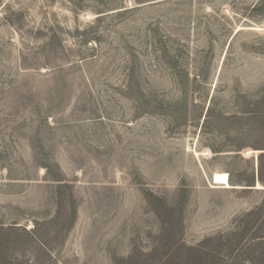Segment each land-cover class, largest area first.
Returning a JSON list of instances; mask_svg holds the SVG:
<instances>
[{"label": "rangeland", "instance_id": "374dc122", "mask_svg": "<svg viewBox=\"0 0 264 264\" xmlns=\"http://www.w3.org/2000/svg\"><path fill=\"white\" fill-rule=\"evenodd\" d=\"M263 152L264 1L0 0V264H264Z\"/></svg>", "mask_w": 264, "mask_h": 264}, {"label": "bare ground", "instance_id": "6f19581e", "mask_svg": "<svg viewBox=\"0 0 264 264\" xmlns=\"http://www.w3.org/2000/svg\"><path fill=\"white\" fill-rule=\"evenodd\" d=\"M212 179L215 184H221L226 187H230L229 175L227 173L215 172L213 173Z\"/></svg>", "mask_w": 264, "mask_h": 264}, {"label": "trees", "instance_id": "16d2710c", "mask_svg": "<svg viewBox=\"0 0 264 264\" xmlns=\"http://www.w3.org/2000/svg\"><path fill=\"white\" fill-rule=\"evenodd\" d=\"M263 1H264V0H260V2H263ZM260 157H261V158L264 157V152L261 153ZM261 170H262V162H261ZM261 172H262V171H261Z\"/></svg>", "mask_w": 264, "mask_h": 264}]
</instances>
